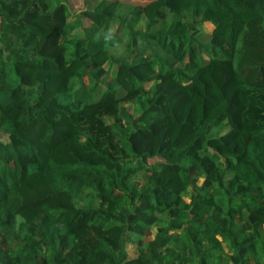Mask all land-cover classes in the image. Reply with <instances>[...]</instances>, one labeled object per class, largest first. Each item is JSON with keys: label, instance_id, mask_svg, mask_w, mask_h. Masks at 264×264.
Returning a JSON list of instances; mask_svg holds the SVG:
<instances>
[{"label": "trees", "instance_id": "trees-1", "mask_svg": "<svg viewBox=\"0 0 264 264\" xmlns=\"http://www.w3.org/2000/svg\"><path fill=\"white\" fill-rule=\"evenodd\" d=\"M68 1L0 0V264H264V0Z\"/></svg>", "mask_w": 264, "mask_h": 264}, {"label": "rangeland", "instance_id": "rangeland-1", "mask_svg": "<svg viewBox=\"0 0 264 264\" xmlns=\"http://www.w3.org/2000/svg\"><path fill=\"white\" fill-rule=\"evenodd\" d=\"M93 5L92 1L89 0H69L68 1V9L71 14L70 21L75 20V17L79 16L80 13L83 11L89 9ZM81 30H85L89 27V23L86 20L80 21ZM143 25H138L136 27V30H142ZM115 28V27H114ZM206 29H209V26H206ZM79 30V32L81 31ZM82 33V32H81ZM80 33V34H81ZM122 49L120 47H114L107 49V54L112 57L116 58ZM110 78H108L109 80ZM198 81L202 87V89L205 91V94L207 96V109L210 112H213L214 110H217L221 108L223 105L224 100V92H222V85L218 78L213 73L208 74H201L198 77ZM111 176L114 177L116 180V183L119 185L120 182V168L116 166H112L108 170H106ZM264 230V229H263ZM127 253L129 256H135V248L134 247H127Z\"/></svg>", "mask_w": 264, "mask_h": 264}]
</instances>
